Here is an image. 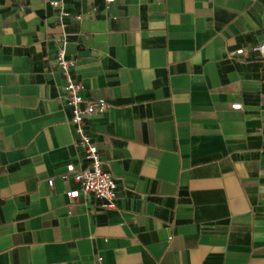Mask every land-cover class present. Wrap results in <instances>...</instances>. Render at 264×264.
I'll list each match as a JSON object with an SVG mask.
<instances>
[{
	"label": "crops",
	"instance_id": "0c3cea01",
	"mask_svg": "<svg viewBox=\"0 0 264 264\" xmlns=\"http://www.w3.org/2000/svg\"><path fill=\"white\" fill-rule=\"evenodd\" d=\"M49 1L0 0V264H264V0ZM61 33L114 210L64 194Z\"/></svg>",
	"mask_w": 264,
	"mask_h": 264
},
{
	"label": "built area",
	"instance_id": "2783aa9c",
	"mask_svg": "<svg viewBox=\"0 0 264 264\" xmlns=\"http://www.w3.org/2000/svg\"><path fill=\"white\" fill-rule=\"evenodd\" d=\"M105 2L109 4L113 0H105ZM48 4L54 9L53 16L57 19L59 27L63 28V19L68 16L63 0H50ZM56 41L58 45L56 65L63 81L62 97L71 113L68 124L73 134L72 146L82 152V160L86 162L85 166L78 169L71 162L66 164V172L60 175V178L64 180L67 175H70L73 181L78 184V188L65 191L64 194L70 201L77 199L79 193L90 194L94 199L101 201L99 208L102 211L114 210L116 208V179L102 168L97 144L86 130L87 119L90 116L104 113L109 104L104 99L89 101L81 96V84L72 77L76 62L74 59L68 58L65 53L66 34L61 33ZM255 49L264 54V45ZM232 108L240 109V105H232ZM47 185L52 187V179L47 180ZM96 259L100 260L99 257Z\"/></svg>",
	"mask_w": 264,
	"mask_h": 264
}]
</instances>
